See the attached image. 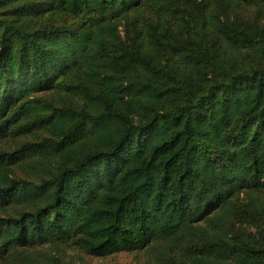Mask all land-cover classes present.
Here are the masks:
<instances>
[{"label":"trees","instance_id":"trees-1","mask_svg":"<svg viewBox=\"0 0 264 264\" xmlns=\"http://www.w3.org/2000/svg\"><path fill=\"white\" fill-rule=\"evenodd\" d=\"M0 139L9 264H264V0H0Z\"/></svg>","mask_w":264,"mask_h":264},{"label":"rangeland","instance_id":"rangeland-1","mask_svg":"<svg viewBox=\"0 0 264 264\" xmlns=\"http://www.w3.org/2000/svg\"><path fill=\"white\" fill-rule=\"evenodd\" d=\"M4 139H0L3 143ZM10 167L18 174L28 178V175L19 169L14 168L13 164ZM63 254L71 264H148L147 257L142 251H118L107 255H95L84 252L78 248L72 241H67L64 244ZM5 257L0 256V264H9Z\"/></svg>","mask_w":264,"mask_h":264}]
</instances>
